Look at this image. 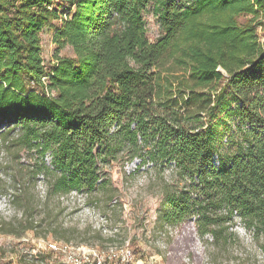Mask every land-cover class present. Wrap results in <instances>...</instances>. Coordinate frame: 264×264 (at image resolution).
<instances>
[{"label":"trees","instance_id":"1","mask_svg":"<svg viewBox=\"0 0 264 264\" xmlns=\"http://www.w3.org/2000/svg\"><path fill=\"white\" fill-rule=\"evenodd\" d=\"M0 147L35 152L58 198L106 190L109 168L138 160L162 230L192 223L220 250L241 230L264 254V0H0ZM44 208L26 229L71 242Z\"/></svg>","mask_w":264,"mask_h":264},{"label":"rangeland","instance_id":"2","mask_svg":"<svg viewBox=\"0 0 264 264\" xmlns=\"http://www.w3.org/2000/svg\"><path fill=\"white\" fill-rule=\"evenodd\" d=\"M150 10L144 14V22L146 36L153 42L159 38L160 28ZM247 18L242 16L239 23ZM57 25L53 22L40 34L47 65L54 60L56 45L52 39ZM59 55L73 57V52L64 47ZM43 160L47 165L50 156ZM39 161L35 152L0 147V264H29L20 257L23 251L36 247L40 240H56L51 233L46 239L35 236L24 223L28 215L43 217L46 202L56 224L72 231L71 242L100 249L128 243L136 264H264V254L241 230L239 243L232 242L226 250L211 246L207 237L198 238L192 223L184 230H162L157 223L160 196L155 175L142 168L135 171L138 160L124 168H109L111 185L106 190L91 196L71 192L59 198L47 194L49 179L36 170ZM8 228L21 235L6 233Z\"/></svg>","mask_w":264,"mask_h":264},{"label":"built area","instance_id":"3","mask_svg":"<svg viewBox=\"0 0 264 264\" xmlns=\"http://www.w3.org/2000/svg\"><path fill=\"white\" fill-rule=\"evenodd\" d=\"M42 81L46 82V77ZM20 257L29 264H136L128 243L100 249L73 242L40 240L36 247L23 251Z\"/></svg>","mask_w":264,"mask_h":264},{"label":"bare ground","instance_id":"4","mask_svg":"<svg viewBox=\"0 0 264 264\" xmlns=\"http://www.w3.org/2000/svg\"><path fill=\"white\" fill-rule=\"evenodd\" d=\"M139 264V263H138Z\"/></svg>","mask_w":264,"mask_h":264}]
</instances>
